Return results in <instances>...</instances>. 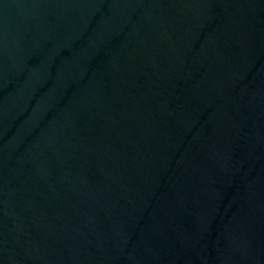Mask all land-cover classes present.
<instances>
[{"label":"water","instance_id":"obj_1","mask_svg":"<svg viewBox=\"0 0 264 264\" xmlns=\"http://www.w3.org/2000/svg\"><path fill=\"white\" fill-rule=\"evenodd\" d=\"M0 264H264V0H0Z\"/></svg>","mask_w":264,"mask_h":264}]
</instances>
